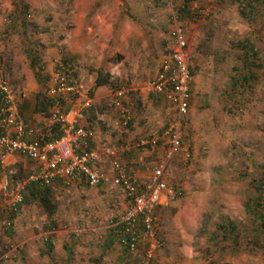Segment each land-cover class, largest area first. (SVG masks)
Instances as JSON below:
<instances>
[{
    "label": "rangeland",
    "instance_id": "obj_1",
    "mask_svg": "<svg viewBox=\"0 0 264 264\" xmlns=\"http://www.w3.org/2000/svg\"><path fill=\"white\" fill-rule=\"evenodd\" d=\"M239 1L197 0L183 18L181 0H0V71L12 93L35 81L28 57H38V82L48 87L55 65L71 54L81 90L93 86L97 71L110 81L108 90L126 86L125 105L144 116L151 136L171 118L146 89L178 14L193 71L182 136L187 156L177 154L166 167V183L181 197L155 211L162 243L156 264H264V4L242 19ZM202 9L205 18L197 15ZM237 43L256 52L247 83L240 82L247 70ZM99 157L96 166L108 175ZM23 168L19 180L31 171ZM99 186L82 205L65 192L52 197V207L38 196L21 206L12 229L0 233V264H113L118 251L105 246L106 228L125 200L115 185ZM11 247H18L14 258Z\"/></svg>",
    "mask_w": 264,
    "mask_h": 264
},
{
    "label": "built area",
    "instance_id": "obj_2",
    "mask_svg": "<svg viewBox=\"0 0 264 264\" xmlns=\"http://www.w3.org/2000/svg\"><path fill=\"white\" fill-rule=\"evenodd\" d=\"M207 14L206 9L197 13L201 18ZM170 24L168 53L146 90L166 103L172 117L160 135L164 140L161 159L150 169L146 183L129 176L111 151H106L111 175L96 166L97 155L90 149L94 132L81 126L83 113L72 108L60 109L63 96H80L76 81L66 66L61 63L55 65L54 83L45 92V97L53 103L48 119L58 132L56 138L47 141L26 139L31 133L17 116L10 85L0 71V233L5 234L12 229L13 219L23 203V194L30 186L50 188L57 179L81 180L89 188L113 184L123 193L126 207L109 225L111 233L125 255L134 259V264H153L161 247L156 237L158 219L155 211L181 197V191L165 183L162 177L173 157L180 152L187 156L183 149L182 121L189 110L193 83L187 39L177 13L172 14ZM127 92L126 86H117L111 94V106L118 113V124L122 129L129 126L133 116L131 108L124 102ZM135 145L152 150L158 146L156 139L148 137L137 139ZM11 155L20 156L34 165L22 180L16 178V169L6 162ZM11 252L14 258L18 247L12 248Z\"/></svg>",
    "mask_w": 264,
    "mask_h": 264
},
{
    "label": "crops",
    "instance_id": "obj_3",
    "mask_svg": "<svg viewBox=\"0 0 264 264\" xmlns=\"http://www.w3.org/2000/svg\"><path fill=\"white\" fill-rule=\"evenodd\" d=\"M109 20L110 22H112V25H116V19H109ZM78 34L80 33H77V35ZM88 34H86V39L88 37ZM102 34L104 33L102 32ZM126 42H130V39H126ZM166 48H167V51H166L167 53L168 46H166ZM75 58L76 57H74V55L69 54L67 57L62 58L61 62H58V63H63V65L69 69L74 79L75 78L77 79L78 82L76 81V79L75 81H76V85L78 87L80 96L78 97V95H75V94L63 96L60 100V109L63 111H66L72 108L75 110H80L83 113L84 120L80 124L81 126L89 128L94 132V137L90 143V149L94 150L96 155L100 156L99 159L101 161L100 165L102 168L107 169V166L109 168V164H108L109 156L106 155V151H111L114 157L122 165V167L124 168V170L129 176L135 177L141 183H146L148 179L150 178V169L155 165V163H157L161 159V155H162L161 151H162V145L164 143V140L161 139L160 135L162 134V131L166 124H164L162 129L158 131L157 133L158 135L151 136L150 127H148V125H145V122L142 119V117L144 118V116L141 117L140 115H137L135 112H133L132 122L129 124L127 128L122 129L118 124V113L111 106L110 93L112 94V91L115 88H113L112 90H108L107 85L95 87L93 84V86H91L90 89H88L86 92L82 91L81 90L82 80L81 79H79L80 81L78 80L76 76V72H75L74 63L77 59ZM30 81L31 82L29 84L24 85L21 88L17 87V90H16L17 92L13 93V101L16 107V114L24 123L26 129L30 131L31 133V135L26 138L27 140H38V141L52 140L54 138H52L53 134H52V131L50 130L55 125H53L49 121L48 116L52 109L53 103L51 99H47L45 97V92L53 84L51 86L45 87V85L43 86L39 85V82L37 83V81H33L34 83L32 82V80ZM53 83H54V78H53ZM128 92H127V95H128ZM38 93L40 94L42 93L44 98L50 101L51 105L49 106V108L46 109L45 113L35 112V104H36L35 95ZM127 95L124 101L127 100ZM66 97H72V100L64 104V99H66ZM152 97H154L158 102H161L166 107V109L170 111L169 107L160 97H156L153 95ZM136 105L139 106L138 101H136ZM89 106L93 113L92 116L91 115L88 116V113H87L89 111V109L87 110V107ZM132 111H134V109H132ZM170 114L172 117L171 111H170ZM135 124L136 126H139L140 129H138L139 127L135 128ZM183 128H182V136H183ZM135 132H136V135L131 134ZM144 137L156 139L157 145H158L157 148L152 150L148 147H144V148L137 147L135 145L137 139L144 138ZM183 147H184V142H183ZM137 150L145 151V154L143 153L139 154ZM180 153H183V152H180ZM6 162L8 163L9 167H13L14 169H16L17 173L18 172L22 173L26 171L27 168H23L26 165L29 166V170L34 169V165L32 163H30L29 161L17 155L8 156L6 158ZM170 162L167 163L166 167L169 165ZM145 164L147 165L145 166ZM165 173H166V168H165ZM165 173L162 177V180L166 183ZM108 175L110 176L111 173L109 172ZM101 185H107V184H101ZM98 187H101V186H97L95 188H89L81 180L66 181L62 179L61 180L57 179L53 182L50 188H46L47 190L46 192L40 191V193H44L43 197H45L44 201L46 203V206H45L46 208L51 206L50 203H51L52 197L58 199V197L64 195L65 192L66 194H68L67 195L68 199L72 198L71 196H73L75 198L74 202H76L77 205H82L83 203L81 201L82 196L85 195L86 193L95 192L99 190ZM39 189L40 188H36L33 186L28 187L23 194V203L21 206L23 207L26 204L25 195L26 197H28L26 194L27 191H32L33 194H36L34 193V190H39ZM38 198L41 200L40 195H38ZM123 198H124V195H123ZM30 199L31 197L28 198V201ZM68 199L64 198L62 202L67 204ZM98 202H99V199H98ZM124 203L125 205L123 206L125 208L126 201ZM66 204L62 205V207L65 209L66 207H68ZM70 209L72 212V208ZM67 213H70V211L68 210ZM68 216L70 217V215ZM16 219L17 218L13 219V223ZM105 237H106L105 246H107V248L109 246L115 247V249H117L118 251V254L115 257L113 264H134V259L126 256L124 253V250L121 249L120 246L118 245L115 237L111 233L110 226H107L106 228ZM65 254H66L65 259L67 261L72 259L71 254L69 255L67 251ZM157 259H158V251L156 253L153 264L157 263Z\"/></svg>",
    "mask_w": 264,
    "mask_h": 264
},
{
    "label": "trees",
    "instance_id": "obj_4",
    "mask_svg": "<svg viewBox=\"0 0 264 264\" xmlns=\"http://www.w3.org/2000/svg\"><path fill=\"white\" fill-rule=\"evenodd\" d=\"M197 0H181V8L178 9L179 13L181 14L180 17H183V18H188V17H191V12L188 11L189 10V6L195 2ZM264 4V0H240L238 2V14L239 16L242 18V19H246L247 16H251L253 15V13L256 11V9L259 8V5H263ZM21 26H25L24 22H23V19L21 20ZM236 46H238L239 50H241V52L244 54L243 55V65L245 66V69L247 70V74H246V77H241L240 78V82L242 83H247L249 79L253 80V78L255 77L253 75V72H252V68L255 67L256 65V52L254 50V47L251 45V43H237ZM29 59V67L34 70L36 69L37 72H41V67L38 66V57L33 55L32 57H28ZM61 62V61H60ZM63 65V63H61ZM55 70H56V66H55ZM191 70V68H190ZM34 71L33 72V76H34V79L35 81H40V78L39 75L37 74V72ZM192 74H193V71L191 70ZM248 77V79H247ZM231 80V79H230ZM233 80V79H232ZM236 81V80H234ZM41 82H39V85H42L40 84ZM104 85H111L110 81L108 79L105 78L104 75H102V73H100L99 71L96 72V75H95V78H94V86L95 87H98V86H104ZM235 85V84H234ZM237 87V86H236ZM35 112H42V113H45L46 109L49 108V106L51 105L50 104V101L49 100H46L44 98V96L42 95V93H38L35 95ZM89 109V111L87 112L88 113V116H92L93 113H92V110L90 109V106L87 107V110ZM185 120V118H184ZM184 120L182 121V125L184 126ZM52 131V138H55L58 136V132H57V128L55 126H53V128H51ZM263 188L264 187V183L263 184H259V188ZM36 191V192H35ZM40 191H44L46 192V188H40L39 190H34V193L36 194H33L32 191H27V196L25 195V203L28 202V198L31 197V199H36V197L38 195H40V198H41V201L44 203V205L46 206V203L44 201V193H40ZM49 215H51V211L48 212ZM214 236V235H213ZM63 249L66 251V245H63L62 246ZM45 248L47 250H50L51 247L49 245L48 242L45 243ZM70 255V251H67Z\"/></svg>",
    "mask_w": 264,
    "mask_h": 264
}]
</instances>
